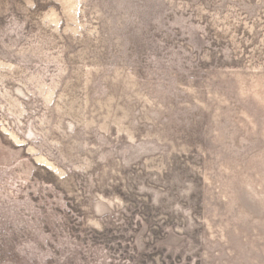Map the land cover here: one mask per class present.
I'll return each instance as SVG.
<instances>
[{"label":"rangeland","instance_id":"374dc122","mask_svg":"<svg viewBox=\"0 0 264 264\" xmlns=\"http://www.w3.org/2000/svg\"><path fill=\"white\" fill-rule=\"evenodd\" d=\"M0 264H264V0H0Z\"/></svg>","mask_w":264,"mask_h":264}]
</instances>
